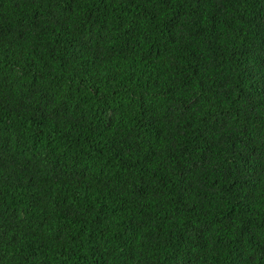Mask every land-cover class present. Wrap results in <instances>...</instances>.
Wrapping results in <instances>:
<instances>
[{
	"label": "trees",
	"instance_id": "trees-1",
	"mask_svg": "<svg viewBox=\"0 0 264 264\" xmlns=\"http://www.w3.org/2000/svg\"><path fill=\"white\" fill-rule=\"evenodd\" d=\"M0 264H264V0H0Z\"/></svg>",
	"mask_w": 264,
	"mask_h": 264
}]
</instances>
